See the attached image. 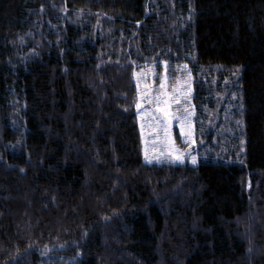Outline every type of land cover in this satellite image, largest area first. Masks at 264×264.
<instances>
[{"label":"trees","instance_id":"trees-1","mask_svg":"<svg viewBox=\"0 0 264 264\" xmlns=\"http://www.w3.org/2000/svg\"><path fill=\"white\" fill-rule=\"evenodd\" d=\"M159 60L215 137L196 165L143 160ZM0 264H264V0H0Z\"/></svg>","mask_w":264,"mask_h":264},{"label":"rangeland","instance_id":"rangeland-1","mask_svg":"<svg viewBox=\"0 0 264 264\" xmlns=\"http://www.w3.org/2000/svg\"><path fill=\"white\" fill-rule=\"evenodd\" d=\"M134 83L137 99L135 109L144 162L196 165L200 160L208 159L209 152L206 150L214 146L216 140L215 137H211V140L206 143L208 148L199 147V132L204 131L209 124L206 121L200 122V126L204 127L201 129L197 124V114L193 103V78L188 66L184 63L172 64L164 60L144 62L134 72ZM164 93L168 95L164 96ZM164 100L169 102L170 120L166 119L161 112ZM137 104L140 106L137 107ZM233 107L231 108L236 111L239 108L236 102ZM222 118L227 121L226 123L235 124V120H227L225 115ZM239 125L238 122V137L235 132L232 134L235 138H239L241 132ZM225 130V127L221 129L222 132ZM215 133L220 132L215 130ZM230 133L231 131L227 134L230 135ZM178 156L182 159H177ZM192 157L196 158L195 164L192 163Z\"/></svg>","mask_w":264,"mask_h":264},{"label":"snow or ice","instance_id":"snow-or-ice-1","mask_svg":"<svg viewBox=\"0 0 264 264\" xmlns=\"http://www.w3.org/2000/svg\"><path fill=\"white\" fill-rule=\"evenodd\" d=\"M161 87L163 88L164 85H163V82L161 83ZM164 96H167L168 94L167 93H164L163 94ZM157 103H159V101H157ZM168 101L167 100H164L163 102V107L161 108V112L163 113V116L166 118V119H171V114L169 113L168 111ZM140 105L137 104V107H139ZM179 119V117H177ZM183 124L181 125V128L183 129ZM190 135V132L188 133ZM177 159H182V157H177ZM192 163H196V158L195 157H192Z\"/></svg>","mask_w":264,"mask_h":264}]
</instances>
